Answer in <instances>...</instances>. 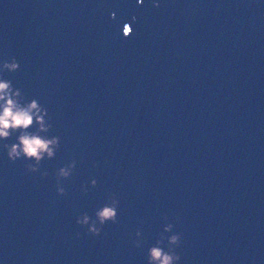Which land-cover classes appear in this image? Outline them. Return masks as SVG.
Returning a JSON list of instances; mask_svg holds the SVG:
<instances>
[{"label":"water","instance_id":"water-1","mask_svg":"<svg viewBox=\"0 0 264 264\" xmlns=\"http://www.w3.org/2000/svg\"><path fill=\"white\" fill-rule=\"evenodd\" d=\"M13 56L59 147L28 172L0 141V264H147L161 233L177 264H264V0H0Z\"/></svg>","mask_w":264,"mask_h":264},{"label":"clouds","instance_id":"clouds-1","mask_svg":"<svg viewBox=\"0 0 264 264\" xmlns=\"http://www.w3.org/2000/svg\"><path fill=\"white\" fill-rule=\"evenodd\" d=\"M137 2L140 3L141 0H137ZM153 2L155 3V0ZM110 16H114V13H111ZM135 19L136 17L133 16L132 21ZM132 32L133 29L129 24L124 23L121 28L122 36L128 38ZM18 68L19 63L14 56L0 63V71L14 72ZM46 116V107L41 105L36 98L26 99L21 90L13 86L11 80L0 78V141H8L15 136L14 142H5L2 147L6 150L7 158L10 161L20 158L30 161L25 164L28 172L38 171L41 160L53 158L59 147V137L47 135L52 125ZM75 165L76 161L73 159L56 170V191L58 194L65 193V189L60 184V178H68ZM41 175H47V173L43 172ZM89 183L95 186L97 181L92 178ZM82 190L86 191V189ZM118 205L119 201L112 194L104 204L94 211V219L85 212L78 215L75 222L81 226L87 225V232L98 236L106 222L115 223L117 221ZM172 227L171 223L165 224L163 232H170ZM135 236H141L139 229L135 231ZM166 239V248L161 246L165 240L163 233L155 243L148 246L146 250L147 264H177L180 255L174 248L180 244V234L171 233ZM132 243L135 247H140L142 241L134 239Z\"/></svg>","mask_w":264,"mask_h":264}]
</instances>
